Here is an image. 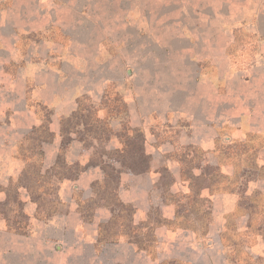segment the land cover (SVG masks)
<instances>
[{"label": "rangeland", "instance_id": "rangeland-1", "mask_svg": "<svg viewBox=\"0 0 264 264\" xmlns=\"http://www.w3.org/2000/svg\"><path fill=\"white\" fill-rule=\"evenodd\" d=\"M263 62L264 0H0L6 232L40 233L35 221L67 209L66 176L88 166L72 180L96 177L73 196L84 241L47 264H264ZM64 119L80 124L67 169L57 164ZM36 127L54 138L42 144L41 176L31 169L27 180ZM137 131L151 176L132 144L121 155ZM102 159L120 175L107 178ZM10 172L21 174L8 182ZM24 190L41 206L35 215ZM6 232L0 250L12 246Z\"/></svg>", "mask_w": 264, "mask_h": 264}, {"label": "crops", "instance_id": "crops-1", "mask_svg": "<svg viewBox=\"0 0 264 264\" xmlns=\"http://www.w3.org/2000/svg\"><path fill=\"white\" fill-rule=\"evenodd\" d=\"M264 64V62H263ZM77 100V99H76ZM77 101L75 102V106L71 109L72 112H67L65 117H69L76 111ZM57 160V159H56ZM56 164V161L54 165ZM152 164V163H151ZM53 164L51 165L54 166ZM152 167L154 168L153 164ZM151 170H147L143 172L147 174V176H151ZM94 170L89 171V175L94 176ZM20 173H12L10 172L8 175L7 181L9 182L12 179L19 178ZM147 178V177H146ZM96 177L90 178V182L88 184L85 183L83 185V181H78L74 183L72 180L65 181L61 185L60 196L64 199L66 204V210L58 214L57 216L51 218L48 221L44 222H34L36 233L40 232L37 235H34L32 238H24V236H14L7 231V224L3 218H0V233L6 232V234L12 237H8V240L11 241V245L7 249L1 248L0 250V262L1 264H16V262L21 261L22 257H26L28 254H37V263L38 264H47L50 261H53L56 258V251H61L62 246H68L72 244V238H78L80 243H83V233L84 231V223L82 221L81 215L78 213L76 208V204H74L73 196L78 189L79 184L85 186L92 183ZM77 181V180H75ZM3 182V181H1ZM4 185V184H2ZM8 187V186H7ZM5 198V194L0 192V201H3ZM22 198L26 203V212L31 215H35L38 212V204L34 203L29 196L28 191L24 190L22 192ZM144 213V212H140ZM57 241L59 245H57ZM22 244V245H21ZM31 248L36 249V251L31 250ZM12 250V251H11ZM4 251V253H3ZM7 252V253H6ZM14 252V253H13ZM4 254V255H3ZM74 255L69 254L67 256ZM70 258V257H69ZM77 258V257H76ZM81 261V259H78Z\"/></svg>", "mask_w": 264, "mask_h": 264}, {"label": "trees", "instance_id": "trees-1", "mask_svg": "<svg viewBox=\"0 0 264 264\" xmlns=\"http://www.w3.org/2000/svg\"><path fill=\"white\" fill-rule=\"evenodd\" d=\"M78 115V114H77ZM75 115L76 117H74V120L76 119H79V116ZM72 118H70L68 120V122H72L71 121ZM66 122H67V119H64L63 120V123H62V129H61V136H62V147H61V150H60V154H59V157H58V160H57V164L59 163H62V168L63 169H67L64 165H65V151L66 149L68 148V146L70 145V143L73 141V139L71 138V131L75 128L76 126L80 125L79 123L76 124L74 127L72 126H66ZM78 128V127H77ZM85 129V133L89 134V133H94L93 130H90L89 127H84ZM79 133V131H78ZM137 133H139V135H136V142L134 144V142H130V144L126 145V148L124 150L121 151V155H126V152L131 148V144H132V148L130 149V151L128 153L132 154L131 157H134V158H137V161H135L134 163H140L139 167L143 168L141 169L142 171H140V173H143V172H146L148 169H149V165H150V158L147 156L146 154V150H145V140L143 138V135L141 132L137 131ZM44 136H46V138H44ZM53 138H54V134L51 133L49 131V127H36L34 128V130L25 138V142L26 141H31V142H37L38 144L35 146L34 149H32V154L31 156L33 155V157L35 158V155H38V158L37 159H34V162H33V157L30 156V164H28V168L25 169L24 171V174H28L26 176V179L28 180L29 179V172H31V169H35V175L40 177L41 176V171H42V168H43V162H42V158H43V152H42V144L44 142H52L53 141ZM95 138H98V137H95ZM100 138V137H99ZM88 139V138H87ZM87 139H84V138H81L80 137V140L85 142L86 144H88V140ZM128 149V150H127ZM30 152V151H29ZM35 153V154H34ZM41 161V162H40ZM39 162V163H38ZM102 163L101 166L102 168L107 171V173L109 174V177L107 178H112L113 176L114 177H118L120 175V172L118 169H116L115 166L111 165V164H108L107 161L103 160L100 161ZM132 164V163H131ZM141 164L143 165V167L141 166ZM127 165V163L125 164ZM76 167H80L79 165H74ZM74 167V168H76ZM88 166L86 167H80L78 170L76 169V173H72L71 175L69 176H66L64 174V176L67 177V179H71V180H76L78 175L85 171L87 169ZM127 168H130L131 170V165H127L126 166ZM139 167L138 168H134L132 167V170L136 171V172H139ZM71 169H73L71 167ZM33 172V171H32ZM34 174V172H33ZM63 179H66V178H63ZM34 202H37V198H32ZM39 207V210L41 208V206H38ZM15 232H23L22 230H17L16 228L14 229Z\"/></svg>", "mask_w": 264, "mask_h": 264}]
</instances>
